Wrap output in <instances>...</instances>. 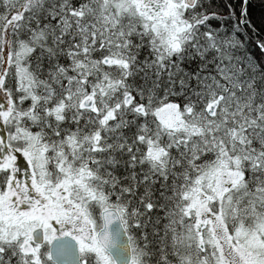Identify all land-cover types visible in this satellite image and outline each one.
<instances>
[{
	"label": "snow or ice",
	"instance_id": "obj_1",
	"mask_svg": "<svg viewBox=\"0 0 264 264\" xmlns=\"http://www.w3.org/2000/svg\"><path fill=\"white\" fill-rule=\"evenodd\" d=\"M248 3L0 0V264H264Z\"/></svg>",
	"mask_w": 264,
	"mask_h": 264
},
{
	"label": "trees",
	"instance_id": "obj_2",
	"mask_svg": "<svg viewBox=\"0 0 264 264\" xmlns=\"http://www.w3.org/2000/svg\"><path fill=\"white\" fill-rule=\"evenodd\" d=\"M239 7V0H233ZM248 15L257 28V35L264 39V0H249Z\"/></svg>",
	"mask_w": 264,
	"mask_h": 264
}]
</instances>
